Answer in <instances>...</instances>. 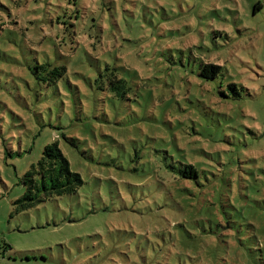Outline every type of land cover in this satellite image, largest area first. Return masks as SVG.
Masks as SVG:
<instances>
[{
    "label": "rangeland",
    "instance_id": "374dc122",
    "mask_svg": "<svg viewBox=\"0 0 264 264\" xmlns=\"http://www.w3.org/2000/svg\"><path fill=\"white\" fill-rule=\"evenodd\" d=\"M53 142L83 185L15 213ZM0 264H264V0H0Z\"/></svg>",
    "mask_w": 264,
    "mask_h": 264
},
{
    "label": "trees",
    "instance_id": "16d2710c",
    "mask_svg": "<svg viewBox=\"0 0 264 264\" xmlns=\"http://www.w3.org/2000/svg\"><path fill=\"white\" fill-rule=\"evenodd\" d=\"M105 71H109V69L106 68ZM220 72L221 66L203 63L200 65L199 76L207 81H212L220 75ZM30 73L37 85L56 86L65 75L66 70L63 66H53L46 61L35 63L30 68ZM110 75L111 78L107 79L106 87L116 93L123 83L115 77L114 71H111ZM98 77L96 80L98 85L104 84L102 75L100 74ZM228 87L236 91V85L230 84ZM116 96L119 95L116 93ZM174 174L185 179H192L196 177L197 171L191 164H181L180 169ZM21 184L24 187V192L13 202L15 213L29 210L50 199L73 195L81 188L83 181L77 172L71 170L58 143L53 142L43 147L38 160L30 165L21 178ZM223 225L218 223L216 229H220L226 234L228 232L224 231Z\"/></svg>",
    "mask_w": 264,
    "mask_h": 264
}]
</instances>
